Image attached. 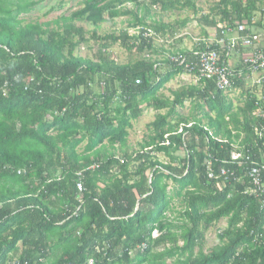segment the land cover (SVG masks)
Here are the masks:
<instances>
[{"label":"trees","instance_id":"1","mask_svg":"<svg viewBox=\"0 0 264 264\" xmlns=\"http://www.w3.org/2000/svg\"><path fill=\"white\" fill-rule=\"evenodd\" d=\"M41 2L0 0V264H264L260 201L239 189L214 191L202 166L208 156L226 158L230 147L213 142L200 126L229 140L231 127L248 141L250 100L235 106L210 83L183 87L172 93L170 106L191 101L192 113L174 123L172 111L157 115L137 149L128 144L142 106L168 107L156 95L185 73L170 61L173 55L163 63L119 64L108 49L156 54L155 39L173 37L187 20L147 22L153 9L174 13L194 4L82 0L67 16L26 22ZM212 12L215 18L200 19L208 28H217V17L229 26L250 25L259 1L218 0ZM123 17L130 19L117 34H97L100 25ZM81 23L94 27L89 37ZM147 30L154 36L145 37ZM89 40L98 44L96 56H76ZM189 122L195 125L177 134ZM222 219L217 245L204 251L207 230Z\"/></svg>","mask_w":264,"mask_h":264},{"label":"built area","instance_id":"2","mask_svg":"<svg viewBox=\"0 0 264 264\" xmlns=\"http://www.w3.org/2000/svg\"><path fill=\"white\" fill-rule=\"evenodd\" d=\"M224 30L226 34H235L237 38L229 39L226 45L221 42V45H216L217 49L206 45L204 49H192L186 54L176 53L170 57V61L191 77L193 85L205 87V84L210 83L230 98L235 106L241 107L246 100L253 104L250 113L251 137L248 141H245L242 131L231 127L232 138L229 140L214 137L204 124L200 126L213 142L230 147L226 158L219 160L208 156L202 166L205 180L214 191L239 189L242 195L259 200L264 209V27L261 31H252L248 24L239 23L225 26ZM152 36L154 33L147 30L145 37ZM235 40L238 45L234 43ZM2 91L5 95L6 85ZM53 114L56 115V112ZM194 125V122L180 124L177 134L185 135L184 129ZM165 139L163 144L168 145L167 136ZM205 140L207 142V138ZM198 143L199 139L195 136L196 151H199ZM204 151H207V147ZM23 173V170L17 171V175ZM82 189V184L77 183V190L80 192ZM142 248L144 245L138 247L139 250ZM13 264L21 263L14 261Z\"/></svg>","mask_w":264,"mask_h":264},{"label":"rangeland","instance_id":"3","mask_svg":"<svg viewBox=\"0 0 264 264\" xmlns=\"http://www.w3.org/2000/svg\"><path fill=\"white\" fill-rule=\"evenodd\" d=\"M42 2L35 7V9L26 17V22H47V21H53L54 19L60 17L61 15L67 16L71 12L79 9L82 7V0H64L62 5H59V0H41ZM191 1L194 6H197V9L199 8L202 12H207L209 8H212L215 4H217L218 0H189ZM51 8H55L51 13H48V11ZM130 8V6H128ZM193 10H190V8H185L183 10H179L174 13H161L158 9H153L152 16H150L147 19V22H151V20L161 21L163 23H171L174 24L177 21L180 22L181 20H187V22H190V24H187L185 28H181L178 31L179 35L180 33H184L182 36V40L184 44L186 45H193V38H200L199 30L197 29V25L195 24L197 21V18L200 15H197V17L190 18L193 15ZM196 16V15H195ZM129 17H123L116 19L113 23H104L100 25V28L97 30V34L102 36L105 34H111V33H118L120 30L124 29L127 26V20H129ZM192 19V20H191ZM199 19V18H198ZM193 21L195 23H193ZM193 23V24H192ZM82 26L88 33V37L90 36L92 30L94 29L93 26L81 23L78 24ZM130 33H132V30H129ZM163 41H157L155 42V47L166 49V47L170 50L172 48L174 40L164 37ZM157 44V45H156ZM98 49V44L95 43L93 40H89V43L87 45H82L78 48V50L75 51V55L82 57V58H94L96 55V51ZM108 56L110 59L115 60L119 64H126V63H132L140 58H146L150 60H156V55H151L150 53H143L138 54L136 52L128 53L123 48H121L119 45H113L108 49ZM163 70V69H162ZM164 71V70H163ZM179 79V78H177ZM189 81L182 80L181 82H175V80L172 82V86L170 89H176L178 87H181V85H188ZM191 101H186L184 103V106L181 109H178V114L182 117H188L191 113ZM156 112L154 110H147L145 117V114L143 118L137 120L136 123H133V128L131 129V134L129 137V143L134 150L137 149L138 143L142 141V139L145 138V136L148 134L147 125L150 121H152L155 117ZM180 157L183 156L182 152L176 153ZM158 159L162 162H167L168 158L164 156L163 154L157 155ZM178 208V205H177ZM226 226V220L222 219L219 222L213 224L206 232L205 234V245H204V251H209L211 248L217 245V234L218 232L223 229Z\"/></svg>","mask_w":264,"mask_h":264},{"label":"crops","instance_id":"4","mask_svg":"<svg viewBox=\"0 0 264 264\" xmlns=\"http://www.w3.org/2000/svg\"><path fill=\"white\" fill-rule=\"evenodd\" d=\"M259 1V13H256L254 15V17L252 18L251 22H250V27L252 29V31H261L264 27V0H258ZM216 5V4H215ZM214 5V6H215ZM213 6V7H214ZM212 7V8H213ZM212 8H209V10L207 12H202L200 11V9L198 8L197 9V6L195 5L194 8H190V10H193V15L190 17V18H194V17H197V15H200L198 18H197V21L196 23L193 21V23H195L197 25V29L199 30V35H200V38H193V45H186L183 43V39H182V36L184 33H180L179 35L178 34V31L181 29L177 26L174 27V36L171 37L170 39L174 40L175 42L173 43L172 45V48H170V50L166 47V49H163V48H157V52H156V60H158V62H162L166 59H168L171 55H174L176 53H179V52H183V51H190L192 49H194V47H196V45H199V44H205V45H221V42L224 43V45L227 44V42L229 41V39L231 40H234L236 39V35L235 34H226L225 32V26H229L228 24L225 25V22H221L220 21V18L217 17L216 18V21H217V28H208L206 27L202 22H201V17L202 16H210L211 18H215V15H217V13H213L212 12ZM196 15V16H195ZM55 20V19H54ZM192 20V19H191ZM182 21V20H181ZM47 22H51V21H47ZM178 22V21H177ZM163 23V22H161ZM192 23V24H193ZM240 23H245V22H240ZM163 24H170V25H174V24H171V23H163ZM187 24H190V22H187ZM234 24H239L238 22H235ZM185 25V26H186ZM185 26L183 28H185ZM182 28V29H183ZM169 38V36H166ZM157 39H159V41H163L165 39L161 38V37H158L155 39V42L157 41ZM183 40V41H182ZM236 42H234L236 45H238V41L235 40ZM157 45V44H156ZM162 63L160 65H162ZM164 66H161L160 67V72H164ZM163 69V70H162ZM179 78V79H177ZM175 80V82H178V81H182V80H186V81H189L188 85H181V87H178L176 89H170V87L172 86V82ZM187 86H193L192 82H191V77L186 75V74H181V75H178L176 77H174L169 83H167L160 91L159 93H157L156 95V98L160 101V102H168L169 106L162 109V110H154L152 108H147L146 106H142V115L140 116V118H138L137 120L143 118L144 114H145V117H147L146 115V112L147 110H154L156 112L155 114V117L157 115H166L169 111H172V116L169 118V120L172 121V123H174L178 117V109H181V108H177L175 107L174 109H172V107L170 105H172V100H173V96H172V93L183 88V87H187ZM159 102V104H160ZM156 105V104H155ZM191 110V109H190ZM191 113H192V110H191ZM190 113V114H191ZM155 117L152 121H150L148 123V125L153 122L155 120ZM137 120L133 121L132 122V127L131 129L133 128V123H136ZM147 125V126H148ZM131 129L128 130V133H129V136H128V144H129V147L130 149H134L130 146V143H129V137H130V134H131Z\"/></svg>","mask_w":264,"mask_h":264}]
</instances>
